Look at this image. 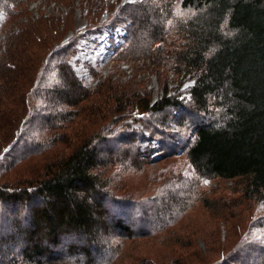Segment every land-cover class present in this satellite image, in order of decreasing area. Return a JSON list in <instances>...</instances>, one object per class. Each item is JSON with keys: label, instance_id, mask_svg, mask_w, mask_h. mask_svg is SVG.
Returning <instances> with one entry per match:
<instances>
[{"label": "trees", "instance_id": "16d2710c", "mask_svg": "<svg viewBox=\"0 0 264 264\" xmlns=\"http://www.w3.org/2000/svg\"><path fill=\"white\" fill-rule=\"evenodd\" d=\"M27 1L0 0V10L9 15ZM56 1L96 11L117 2ZM119 13L129 30L120 55L148 60L156 73L169 69L176 95L165 86L149 100L118 85L106 91L116 113L171 110L177 120L186 113L181 123L191 133L183 151L195 173L241 179L243 195L264 203V0H135ZM66 16L53 24L40 15L0 38V166L46 155L26 177L0 182V264H113L117 247L107 237L139 233L114 209L121 197L98 172L103 147L115 140L100 133L72 140L62 132L92 94L62 56L71 41ZM55 58L58 82H46ZM23 140L27 146L17 153ZM63 144L68 151L58 148ZM245 247L223 261L264 264L254 254L264 247Z\"/></svg>", "mask_w": 264, "mask_h": 264}, {"label": "rangeland", "instance_id": "374dc122", "mask_svg": "<svg viewBox=\"0 0 264 264\" xmlns=\"http://www.w3.org/2000/svg\"><path fill=\"white\" fill-rule=\"evenodd\" d=\"M116 1L115 8L109 10L77 7L70 11L56 0H29L12 7L9 15L0 10V38L40 15L45 18L42 22L53 19V24L58 19L57 23H62L67 15L72 28L65 40L71 41L62 56L70 58L73 69L92 94L80 104L81 113L76 109L79 117H74L62 132L72 140L96 133L115 140L106 145L108 148L103 147L98 172L112 193L121 197L119 207L114 209L128 216L134 232H139L130 238L107 237L117 247L113 264L236 262H224V256L242 243L250 250L264 247V203L243 195L241 179L224 180L195 173L183 151L191 133V127L181 123L186 113H180L178 120L171 110L155 116H139L142 111L136 109L116 113L109 99L111 93L106 91L118 85L146 93L149 100H157L165 86L169 95H176L169 69L156 73L148 60L120 55L129 46V30L120 8L135 0ZM52 41L61 42L59 37ZM51 50L46 49V54ZM58 65L55 58L46 82H58ZM157 139L163 140L162 144ZM25 146L27 142L23 140L17 153ZM58 148L68 151L64 144ZM137 150L142 156L135 153ZM45 157L32 155L14 167L0 166V182L26 177L43 165ZM254 254H260L258 259L264 261L260 250ZM251 263L258 264V260L253 258Z\"/></svg>", "mask_w": 264, "mask_h": 264}, {"label": "snow or ice", "instance_id": "6c2138e0", "mask_svg": "<svg viewBox=\"0 0 264 264\" xmlns=\"http://www.w3.org/2000/svg\"><path fill=\"white\" fill-rule=\"evenodd\" d=\"M205 183H207V181H205Z\"/></svg>", "mask_w": 264, "mask_h": 264}]
</instances>
